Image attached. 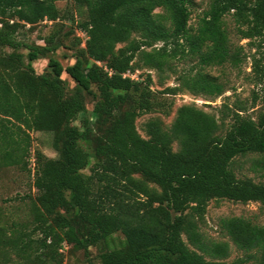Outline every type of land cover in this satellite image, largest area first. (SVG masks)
<instances>
[{"label": "trees", "instance_id": "16d2710c", "mask_svg": "<svg viewBox=\"0 0 264 264\" xmlns=\"http://www.w3.org/2000/svg\"><path fill=\"white\" fill-rule=\"evenodd\" d=\"M57 1L0 0V166L28 165L33 130L52 132L59 152L58 158L37 157L35 182L53 191L33 202L32 229L0 226V264L10 263L5 249L28 264H52L62 257L64 243L87 252L102 241L108 249L98 264H236L222 260L229 244L209 241L200 224L212 199L264 205V183L239 178L233 169L237 157L250 154L259 155L254 163L264 168V105L254 117L243 102L225 103L231 122L224 135L218 133L225 116L219 122L213 113L183 105L169 129L159 119L149 120L144 137L136 122L155 106L152 77L143 81L125 74L134 70L139 54L152 68L177 56L195 59L180 77L182 87L222 95L224 85L205 69L241 62L226 28L225 17L232 14L241 37L256 48L253 81L264 84V0H211L195 30L189 25L192 0H72L85 12L80 28L86 47L74 63L64 66L51 57V70L37 73L34 61L61 43L56 33L39 44L18 32L26 24L61 18ZM158 42L160 48L145 49ZM119 43L127 44L117 48ZM64 72L74 87H67ZM87 94L94 97L96 118L77 125ZM253 95L254 108L259 95ZM83 141L91 143L96 158L89 174L83 170L92 154ZM223 225L236 245L255 250L253 264H264L263 225L238 216ZM118 232L124 240L111 246Z\"/></svg>", "mask_w": 264, "mask_h": 264}, {"label": "rangeland", "instance_id": "374dc122", "mask_svg": "<svg viewBox=\"0 0 264 264\" xmlns=\"http://www.w3.org/2000/svg\"><path fill=\"white\" fill-rule=\"evenodd\" d=\"M211 0H192L190 3L191 17L189 25L196 29L200 17L210 6ZM58 7L62 10V17L56 21L49 19L42 20L35 24H26L18 32V36L29 43L45 44L44 38L55 34L57 41L61 44L54 52L49 53L47 57H40L34 61L33 65L37 73H46L51 70L49 59L51 57L58 59L64 66L75 62V54L79 49L86 47L87 34L81 30L80 22L85 17V12L79 10L72 4V0L57 1ZM157 13L165 14L163 8H158ZM226 28L232 47L240 51L241 62L234 65L228 62L224 65H214L207 67L205 72L215 77L219 83L225 87V91L218 97L209 96L204 93L195 94L181 85L180 77L186 71L195 66L197 60L182 59L180 56L169 58L162 67L152 68L145 64L143 54H139L134 64V70L129 72L131 77L139 80H146L148 74L152 77L151 87L154 91L155 106L152 110L142 113L137 118V127L139 132L148 137L146 124L151 119L162 121L164 128L169 129L175 119L178 111L183 105H196L206 112L213 113L221 122L225 116V125L218 134L224 135L231 122V116L226 115L227 109L224 104L228 103L235 107L238 102L245 103L249 108L248 114L256 117L264 105V84L256 85L253 81V58L256 48L252 45L250 39L241 37L238 31V24L235 22L232 14L225 17ZM138 37L135 34L133 38ZM127 43H119L117 48L125 46ZM162 42L156 43L152 47H146L147 51L160 48ZM5 51H12L11 48H5ZM21 52L27 54L28 49L21 48ZM105 65V62H98ZM68 88L75 86V81L64 72L62 75ZM182 87V88H181ZM169 88H177L173 93H166ZM254 92H257L259 98L256 106L253 108ZM94 97L91 94L86 95V110L80 113L74 123L82 125L86 117L95 120L96 114L93 112ZM32 138L30 156L28 165H9L0 166V226L8 231L13 228L31 230L33 227L32 204L44 193L51 195L53 188L50 186H38L35 182V164L39 154L50 158H58L59 152L53 147V133L48 131L33 130L30 133ZM83 145L92 154V146L88 141H83ZM179 148L178 142L174 143V149ZM257 154L248 156H239L233 162V169L239 178H251L255 182L264 183V168L255 165ZM96 162V158L91 155L89 165L83 170L89 174L91 166ZM155 186V184L151 183ZM63 210V209H62ZM245 217L255 224L264 226V205L261 202L249 201L241 202L230 199H212L207 208L205 220L200 224V229L209 241L227 242L230 246V253L223 261L236 262V264H253L255 259L251 254L255 250H245L234 243L227 230L224 228L223 220L228 217ZM37 236V235H36ZM187 240L186 236H184ZM124 240L121 232L115 234L110 241L111 246H119ZM192 246V245H191ZM108 249L105 242L93 245L86 252L85 250H73L71 245L64 243L62 247V257L52 264H98L100 254ZM5 256L9 259V264H28L14 251L5 249ZM259 254V253H258ZM206 258L215 259L206 254Z\"/></svg>", "mask_w": 264, "mask_h": 264}, {"label": "built area", "instance_id": "2783aa9c", "mask_svg": "<svg viewBox=\"0 0 264 264\" xmlns=\"http://www.w3.org/2000/svg\"><path fill=\"white\" fill-rule=\"evenodd\" d=\"M125 75H130V73H127V74H125ZM131 76V75H130Z\"/></svg>", "mask_w": 264, "mask_h": 264}]
</instances>
